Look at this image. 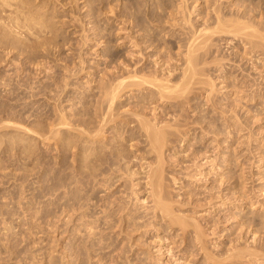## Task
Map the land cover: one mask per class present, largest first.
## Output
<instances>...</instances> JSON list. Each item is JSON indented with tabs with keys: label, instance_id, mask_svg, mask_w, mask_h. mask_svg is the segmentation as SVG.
<instances>
[{
	"label": "rangeland",
	"instance_id": "obj_1",
	"mask_svg": "<svg viewBox=\"0 0 264 264\" xmlns=\"http://www.w3.org/2000/svg\"><path fill=\"white\" fill-rule=\"evenodd\" d=\"M9 1L0 2V264H264V0ZM233 15L250 31L233 30ZM215 16L232 31L196 40ZM208 38L180 100L136 79L111 109L105 102V88L141 68L139 77L180 85L187 48ZM143 120L176 131L161 154ZM106 152L116 163L103 164ZM174 217L199 223L207 254ZM247 248L259 256L225 260Z\"/></svg>",
	"mask_w": 264,
	"mask_h": 264
},
{
	"label": "bare ground",
	"instance_id": "obj_2",
	"mask_svg": "<svg viewBox=\"0 0 264 264\" xmlns=\"http://www.w3.org/2000/svg\"><path fill=\"white\" fill-rule=\"evenodd\" d=\"M182 1H185V0H182ZM187 1H189V0H187ZM199 1H200V0H199ZM210 1H211V0H210ZM0 2H2V3L4 2V4H6V3H7V4H8V3H11L9 0H0ZM16 2H17V1H16ZM192 2H194V1H192ZM18 3H19V2H18ZM21 3H22V2H21ZM185 3H187V2H185ZM4 4H2V5H4ZM7 4H6V5H7ZM187 4H188V3H187ZM2 5H1V6H2ZM7 6H8V5H7ZM17 6H19V5H17ZM20 6H21V5H20ZM20 6H19V8H21ZM9 7H10V4H9ZM11 7H12V6H11ZM187 7H188V6H187ZM187 7H186V9H189V8H187ZM194 7H195V6H194ZM17 8H18V7H17ZM19 8H18V9H19ZM23 8H24V7H23ZM140 8H141V7H140ZM195 8H198V7H195ZM195 8H194V10H196ZM110 10H111V9H110ZM184 10H185V9H184ZM184 10H183V12H184ZM0 11H3V10L1 9ZM6 11H8V10H6ZM20 11H21V10H20ZM187 11H188V10H187ZM187 11H186V12H187ZM245 11H246V10H245ZM114 12H115V11H114ZM186 12H185V14H186ZM189 12H191V11H189ZM189 12H188V15H189ZM193 12H194V11H193ZM193 12H192V13H193ZM246 12H247V11H246ZM1 13H2V12H1ZM11 13H12V12H11ZM11 13H10V14H11ZM18 13H19V11H18ZM21 13H22V12H21ZM109 13H110V12H109ZM192 13H191V14H192ZM214 13H215V11H214ZM7 14H8V12H7ZM12 14H13V13H12ZM185 14L183 15L184 17H185ZM193 14H194V13H193ZM246 14H247V13H246ZM246 14H245V15H246ZM263 14H264V13H263ZM113 15H114V14H113ZM2 16H3V15H2ZM4 16H5V15H4ZM32 16H33V15H32ZM190 16H191V15H190ZM216 16H217V14H216ZM216 16H215V17H216ZM235 16H236V15H235ZM238 16H239V15H238ZM9 17H10V16H9ZM11 17H12V16H11ZM20 17H21V16H20ZM26 17H27V16H26ZM224 17H225V16H224ZM233 17H234V15H233ZM260 17H261V16H260ZM5 18H6V17H5ZM199 18H200V17H199ZM231 18H232V17H231ZM3 19H4V18H3ZM8 19H9V18H8ZM22 19H24V18H22ZM187 19H188V18H187ZM187 19H186V17H185V21H186ZM237 19H238V18H237ZM237 19H235V17H234V20H233L234 22H232V20H231V21L229 20V24H230V26H231L232 24H234V23L237 21ZM241 19H242V18H241ZM14 20H15V18H14ZM190 20H191V19H190ZM223 20H225V19L220 18V17H216V23H214V25H215V24H216V25L214 26V28L212 27L213 25L211 26L213 29H211V27H210V29H209V27L206 28V29H202V30L199 31V34H200V35L198 36L197 39H196L195 37H192V38H194V41H195V39H196V40H198L199 38L201 39V37L203 38V36H205V35H206V36L210 35V37H211L214 33H215V35H216V32H217V31H219V32H224V33H225L226 28H227V26H228L229 24H226V23H228V20H227V19H226L225 21H223ZM235 20H236V21H235ZM250 20H251V19H250ZM250 20H248V21H250ZM9 21H10V19H9ZM124 21H125V20H124ZM226 21H227V22H226ZM244 21H245V20H244ZM246 21H247V20H246ZM14 22H15V21H14ZM14 22H12V23H14ZM186 22H187V21H186ZM230 22H232V24H231ZM238 22H239V21H238ZM166 23H168V22H166ZM170 23H171V22H170ZM183 23H185V22H183ZM187 23H188V22H187ZM189 23H191V21H190ZM239 23H241V22H239ZM239 23H238V25H237V22H236V23L233 25V28H232V26H231V28H232L233 30H235V29L238 30L239 27H240V26H239V25H240ZM23 24H25V23H23ZM6 25H7V24H6ZM166 25H167V24H166ZM178 25H179V24H178ZM189 25H190V24H189ZM192 25H193V24H192ZM235 25H237V28H235ZM260 25H261V24H260ZM13 26H14V25H13ZM184 26H185V25H184ZM190 26H191V25H190ZM230 26H229V27H230ZM262 26H263V25H262ZM43 27H44V26H43ZM204 27H205V26H204ZM229 27L227 28V33L232 31V30H231V31L229 30ZM245 27H246V28H244V27H243V28H240L239 31H243V29H244V31H245V29L248 31V28H249V31H250L251 28H250L249 26H245ZM192 28H193V26H192ZM231 28H230V29H231ZM234 28H235V29H234ZM260 28H261V27H260ZM33 29H34V28H33ZM174 29H175V28H174ZM182 29H183V28H182ZM190 29H191V28H190ZM193 29H194V28H193ZM193 29H192V30H193ZM196 29H197V28H196ZM196 29H195V30H196ZM199 29H200V28H199ZM241 29H242V30H241ZM41 30H43V29H41ZM220 30H221V31H220ZM228 30H229V31H228ZM237 30H236V31H237ZM253 30H254V32H253ZM257 30H258V29H257ZM257 30L255 31V29L252 28L251 33H252V34H253V33H257V32H258ZM261 30H262V29H261ZM14 31H15V30H14ZM215 31H216V32H215ZM239 31H237V32H235V33H238ZM244 31H243V32H244ZM247 31H246V33L248 34ZM36 32H37V31H36ZM42 32H43V31H42ZM131 32H132V31H131ZM183 32H184V31H183ZM190 32H191V31H190ZM233 32H234V31H233ZM243 32H242V33H243ZM197 33H198V30H196V31L194 32L195 36H196ZM239 33H241V32H239ZM251 33H250V37H249V38H254V36L251 37V35H252ZM127 34H128V33H127ZM189 34H190V33H189ZM189 34H188V35H189ZM217 34H218V32H217ZM258 34H260V32H259ZM258 34H257V35H258ZM222 35H223V34H222ZM253 35H255V37H257L256 34H253ZM191 36H192V35H191ZM206 36H205V37H206ZM263 37H264V36H263ZM37 38H38V37H37ZM188 38H189V37H188ZM188 38H187V39H188ZM212 38H213V37H211V39H212ZM205 39H206V38H205ZM211 39L208 38L207 40H204L203 42L198 43V45H196V46H194V43H193L192 45L190 44L188 48L186 47V48L188 49V52H187L188 54L186 53V54H187V61H186V62H187L188 70H185V72H184V75H183V76H184V80L181 79L183 82L179 80V81L181 82L180 85H174V86H173V85L171 84V86H169V85L166 86L164 83L167 82V81H169L168 78H166L167 81H165V80H166L165 77H164L163 79H161V80H160V78L158 79L159 75H158L157 73H155V71H154V72H151V74H150L149 76H143V75H142L143 77H139L140 72H143L145 69H144V68H141V69H138V68H137L138 70L135 71V74H133L132 76H127V77H126V76H125V77L122 76V77H123L122 80L118 79L119 81H118L117 86H115V88L113 87V89H112V88L110 87V88H111V89H110V88L107 87L109 90H108L107 88H105V91H106V92L104 91V94H105V97H104V98H105V102H106V100L109 102V104H110V109H111V107H112V105H113V103H114V100H115L116 98H118V96L121 94V92H120V91L122 90L121 88L123 87V88L127 89V87H128V88L130 87L129 85H128L127 87L124 86V85H127L126 81H128V80H130V81L133 80V81L131 82V84H134V83H135L134 80H136V79H137V82H138V84H137V82H136V84L139 85V87H140V85L142 84V86H143V85H146V86L149 85V87L151 86V87H153L154 89H157V93L159 94V95H158L159 99H163V98H167V99L169 98V99H170V98H171V99H176V100H177V99L179 98L178 100H180V98H182V96L184 95L185 91L188 89L187 87L191 85L192 80H194V77L198 75V70H197L198 68H196V67H197V65L199 64V61H200L201 59H203L204 56L206 57V55L210 54L209 52H210L211 49H210V48L206 49V45L208 44V40H211ZM256 39H257V38H256ZM260 39L262 40L261 37H260ZM260 39H259V40H260ZM150 40H151V38H150ZM152 40H153V39H152ZM261 40H260V41H261ZM250 41H251V40H250ZM250 41H249V42H250ZM5 42H6V41H5ZM37 42H38V41H37ZM187 42L190 43L189 41H187ZM192 42H193V41H192ZM257 42H258V41H257ZM257 42H255V43H257ZM206 43H207V44H206ZM251 44H252V43H251ZM251 44H250V45H251ZM253 44H254V43H253ZM137 45H138V44H137ZM154 45H155V44H154ZM181 45H182V44H181ZM184 45H185V44H184ZM209 45H210V44H209ZM257 45H258V44H257ZM260 45H261V44H260ZM135 46H136V45H135ZM138 46H139V45H138ZM133 47H134V46H133ZM210 47H211V46H210ZM254 47H255V46H254ZM257 47H258V46H257ZM137 48H138V47H137ZM212 48H213V47H212ZM141 49H142V48H141ZM141 51H142V50H141ZM141 51H140V52H141ZM180 51H181V50H180ZM200 51H202V52L204 51V52H203V53L201 52L202 54H198V55H197V53H199ZM254 51H255V50H254ZM134 54H135V53H134ZM139 54H141V53H139ZM186 54H185V55H186ZM213 54H214V53H213ZM132 55H133V54H132ZM135 56H136V55H135ZM144 56H145V55H144ZM162 56H163V55H162ZM168 57H169V56H168ZM185 58H186V57H185ZM206 58H207V57H206ZM214 58H215V57H214ZM107 59H108V58H107ZM157 59H158V58H157ZM159 59H161V55H160ZM178 59H179V58H178ZM204 59H205V58H204ZM163 60H164V59H163ZM163 60H162V61H163ZM156 61H157V60H156ZM201 61H202V60H201ZM154 62H155V61H154ZM221 62H222V61H221ZM158 63H159V62H158ZM158 63H157V65H160V64H161V63H160V64H158ZM165 63H166V62H165ZM203 63H204V62H203ZM155 65H156V64H155ZM157 65H156L155 67H157ZM167 65L169 66V64H167ZM167 65H166V66H167ZM200 65H201V64H200ZM204 65H205V64H204ZM213 65H214V64H213ZM160 66L162 67V65H160ZM125 67H126V66H125ZM150 67H152V66H150ZM199 67H200V66H199ZM203 67H204V66H203ZM169 68H170V66H169ZM169 68H168V69H169ZM208 68H209V67H208ZM210 68H211V67H210ZM126 69H127V68H126ZM186 69H187V67H186ZM203 69L205 70V68H203ZM124 70H125V69H124ZM146 70H147V69H146ZM165 70H166V69H165ZM171 70H172V69H171ZM171 70H170V71H171ZM210 70H211V69H210ZM133 71H134V70H133ZM149 71H150V70H148V72H149ZM167 71H168V70H167ZM170 71H169V73L167 72L166 75H167V77H170V78H171V76H172L171 73H172L173 71H172L171 73H170ZM131 72H132V71H131ZM131 72H130V74H131ZM144 72H145V71H144ZM144 72H143V73H144ZM148 72H147V73H148ZM128 73H129V72H128ZM132 73H133V72H132ZM161 73H162V72H161ZM173 73H175V72H173ZM110 74H111V73H110ZM124 74H125V73H124ZM130 74H129V75H130ZM168 74H169V75H168ZM182 74H183V73H182ZM122 75H123V74H122ZM147 75H148V74H147ZM162 75H163V73H162ZM174 75H175V74H174ZM174 77H175V76H174ZM174 77H173V78H174ZM173 78H172V79H173ZM182 78H183V77H182ZM195 78H196V77H195ZM115 79H116V78H115ZM174 79H176V78H174ZM174 79H173V80H174ZM116 80H117V79H116ZM138 80H139V81H138ZM111 81H112V80H111ZM130 81H129V82H130ZM164 81H165V82H164ZM174 81H175V80H174ZM174 81H173V83H176V84H177V82H174ZM129 82H128V83H129ZM133 82H134V83H133ZM170 83H171V82H170ZM199 83H200V82H199ZM211 83H212V82H211ZM108 84H110V83H108ZM113 84H114V82H113ZM136 84H135V86H136ZM168 84H169V83H168ZM178 84H179V82H178ZM209 84H210V83H209ZM111 85H112V84H111ZM111 85H110V86H111ZM211 85H212V84H211ZM107 86H108V85H107ZM132 86H133V85H132ZM135 86H134V88H136ZM104 87H105V86H104ZM139 87L137 86V88H139ZM130 88H131V87H130ZM210 88H211V87H210ZM120 89H121V90H120ZM103 90H104V89H103ZM119 90H120V91H119ZM124 91H125V90H124ZM154 91H155V90H154ZM118 92H119V95H118ZM150 92H151V91H150ZM195 92H196V91H195ZM102 93H103V92H102ZM124 93H125V92H124ZM190 93H191V92H190ZM104 94H103V96H104ZM150 94H151V93H150ZM150 94H149V95H150ZM172 94H175V95H172ZM149 95H148V96H149ZM153 95H154V94H153ZM153 95H152V96H153ZM155 95H156V94H155ZM176 95H177V96H176ZM209 96H210V95H209ZM149 97H150V96H149ZM156 97H157V96H156ZM216 97H217V96H216ZM104 98H102V100H103ZM142 99H143V98H142ZM150 99H151V98H150ZM152 99H153V97H152ZM156 99H157V98H156ZM156 99H155V100H156ZM167 99H166V100H167ZM169 99H168V100H169ZM163 100H165V99H163ZM100 101H101V100H100ZM152 101H153V100H152ZM152 101H151V102H152ZM101 102H102V101H101ZM105 102L103 101V103H105ZM145 102L147 103V101H144V103H145ZM151 102H150V103H151ZM153 102H154V101H153ZM162 102H163V101H162ZM103 103H101V104H102V105H105V104H103ZM106 104H107V103H106ZM109 104H108V106H109ZM147 104H149V102H148ZM72 105H73V104H72ZM137 105H138V103H137ZM141 105H142V104H141ZM141 105H140V106H141ZM150 105H151V104H150ZM169 105H170V104H169ZM172 105H173V107L177 106V105H174V104H172ZM138 106H139V105H138ZM157 106H158V105H157ZM160 106H161V105H160ZM148 107H149V106H148ZM230 107H231V106H230ZM138 108H139V107H138ZM144 108H145V107H144ZM144 108H143V109H144ZM175 108H176V107H175ZM62 109H63V108H62ZM100 109H101V108H99V109L97 108V110H100ZM102 109H103V108H102ZM147 109H149V108H147ZM151 109H152V107H151ZM161 109H162V108H161ZM181 109H182V108H181ZM198 109H199V108H198ZM144 110H145V109H144ZM158 110H159V107H158V108L155 107V108H154V113L157 112ZM102 111H103V110H102ZM108 111H109V110H108ZM108 111H107V112H108ZM136 111H137V110H136ZM147 111H148V110H147ZM61 112H62V111H61ZM105 112H106V111H105ZM137 112H138V111H137ZM185 112H186V111H185ZM98 113H99V112H98ZM109 113H110V112H109ZM135 113H136V112H135ZM135 113H134V114H135ZM139 113H140V112H139ZM139 113H138V114H139ZM159 113H160V112H159ZM164 113L166 114L165 111H164ZM136 114H137V113H136ZM162 114H163V113H162ZM57 115H58V114H57ZM99 115H100V114H99ZM143 115H144V114H143ZM143 115H142V116H143ZM101 116H102V115H100V117H101ZM134 116H135V115H134ZM137 116H138V115H137ZM139 116H140V115H139ZM155 116H156V115H155ZM155 116H154V117H155ZM188 116H189V115H188ZM105 117H106V115L104 114V116H103L102 118L105 119ZM106 118H107V117H106ZM108 118H109V117H108ZM108 118H107V119H108ZM110 118H111V117H110ZM137 118H138V117H137ZM61 119H62V118H61ZM99 119H100V118H99ZM140 119L142 120L141 117H140ZM143 119L145 120L146 118L144 117ZM156 119L158 120L157 117H156ZM156 119H155V120H156ZM64 120H65V119H64ZM64 120H62V124H66V123L63 122ZM141 120H140V121H141ZM144 120H143V127H142L143 129H142V130L145 131V132H143V133H145V134H143V135L146 136V138L150 141L149 143H151L150 145H152L153 151H151V152H154V149H155V151H157V152L159 151L160 154H161V149H162V151H163V147L165 146V143H164V142H167L166 140H168V141L170 140V141H171V139H170L169 137H171V136H173V135L176 137V131H175V134H174L173 132H171V131H170V132H169V131H166L167 128H170L169 125H168V127H167V125H166V128H165V127L162 128V129H165V130L161 131V127H160V129H159V128H157L158 126H156L158 123L155 124V123H156V122H155V123H154L155 125H154V124H153L154 121H153V122H151L152 125H150L149 122H147V123L145 122V123H146V124H145V123H144ZM157 120H156V121H157ZM59 121H61V120H59ZM65 121H66V120H65ZM104 121H105V120H104ZM137 121H138V119H137ZM146 121H147V119H146ZM176 121H177V120H176ZM101 122H102V121H101ZM117 122H118V121H117ZM129 122H130V121H129ZM131 122H133V121H131ZM60 123H61V122H60ZM88 123H89L88 125L91 124V122H88ZM106 123H108V122H106ZM139 123H142V121L139 122ZM160 123H161V122H160ZM98 124H99V123H98ZM102 124H103V123H102ZM176 124H177V123H176ZM59 125H61V124H59ZM103 125H104V124H103ZM186 125H187V124H186ZM63 126H64V125H63ZM67 126H68V125H67ZM105 126H106V125H105ZM105 126H104V127H105ZM154 126H155V127H154ZM51 127H52V126H51ZM57 127H58V125H57ZM87 128H88V127H87ZM89 128H90V127H89ZM92 128H93V127H92ZM93 129H94V128H93ZM93 129H91V130H93ZM98 129H99V128H98ZM101 129H102V128H101ZM37 130H38V129H37ZM83 130H84V129H83ZM99 130H100V129H99ZM112 130H113V129H112ZM142 130H141V131H142ZM179 130H181V129H179ZM32 131H33V129H32ZM87 131H88V130H87ZM87 131H86V132H87ZM89 131H90V130H89ZM93 131H94V130H93ZM93 131H92V133H93ZM173 131H174V130H173ZM26 132H27V131H26ZM28 132H30V131H29V128H28ZM35 132H36V131H35ZM86 132H85L84 134H86ZM90 132H91V131H90ZM90 132H89V133H90ZM96 132H97V130H95L94 134H90V136H92V135H93V136L96 135V134H95ZM98 132H99V131H98ZM98 132H97V133H98ZM139 132H140V131H139ZM187 132H188V131H187ZM37 133H39V132H37ZM103 133H104V132H103ZM134 133H135V132H134ZM134 133H133V135H134ZM179 133H180V132H179ZM215 133H216V132H215ZM131 134H132V133H131ZM180 134H181V133H180ZM59 136H60V135H59ZM62 136H63V135H62ZM93 136H92V138H93ZM96 136H97V135H96ZM96 136H95V137H96ZM103 136H104V135H103ZM130 136H131V135H130ZM175 137H174V138H175ZM52 138H53V137H52ZM61 138H62V137H61ZM105 138H106V137H105ZM97 139H98V138H97ZM132 139H133V138H132ZM176 139H177V138H176ZM148 140H147V141H148ZM173 140H175V139H173ZM173 140H172V141H173ZM86 141H87V140H86ZM93 141H94V140H93ZM88 142H89V141H88ZM176 142H177V140H176ZM176 142H174V143H176ZM170 143H171V142H170ZM87 144H90V146H91L93 143H90V142H89V143H87ZM103 144H104V143H103ZM116 144H117V143H116ZM168 144H169V142H168ZM119 145H120V144H119ZM122 145H123V144H122ZM166 145H167V143H166ZM167 146H169V145H167ZM170 146H171V144H170ZM95 147H96V146H94V148H95ZM113 147H116V146H113ZM90 148H92V147H90ZM97 148H98V147H97ZM101 148H102V147H101ZM101 148H100V149H101ZM111 148H112V147H111ZM106 150H107V149H106ZM120 150L123 151L122 149H120ZM151 150H152V149H151ZM115 151H117L116 153L114 152L115 154H113V151H112V150H111V153H112L114 156L119 157L118 154L121 155V152L119 153L118 150H115ZM125 152H126V151H125ZM132 152H133V151H132ZM159 152H158V153H159ZM104 153H105V151H104ZM109 153H110V152H109ZM133 153H134V152H133ZM154 153H155V152H154ZM158 153H157V154H158ZM106 154L108 155L107 152H106ZM124 154H125V153H124ZM200 154H201V153H200ZM100 155H101V154H100ZM104 155H105V154H104ZM104 155H103V156H104ZM107 155H106V156H107ZM109 155H110V154H109ZM109 155H108V156H109ZM127 155H128V153H127ZM127 155L125 154V156H127ZM197 155H198V154H197ZM197 155H195L196 159H197ZM88 156H89V155H88ZM90 156H91V155H90ZM90 156H89V157H90ZM103 156H102L101 161H102V162L104 161V163H103L104 165L106 164V161H108L110 164L114 162V160L111 159V157L114 158V156H112V155L109 156L110 161L107 159L106 156H104V157H103ZM121 156H123V155H121ZM129 156H130V155H129ZM159 156H161V155H159ZM162 156H163V155H162ZM94 157H95V156H94ZM117 157H115V158H117ZM123 157H124V156H123ZM199 157H201V155H200ZM206 157H207V156H206ZM86 158H87V160H90V158H89V159H88V157H86ZM115 158H114V159H115ZM126 158L129 159V157H126ZM160 158H161V157H159V159H160ZM162 158H163V157H162ZM106 159H107V160H106ZM117 159H118V158H117ZM119 159H120V157H119ZM124 159H125V158H124ZM96 160H97V159H96ZM163 160H164V159H163ZM163 160H162V161H163ZM214 160H215V159H214ZM90 161H91V160H90ZM116 161H117V160H116ZM121 161H122V160H121ZM123 161H124V160H123ZM126 161H127V160H126ZM95 162H96V161H95ZM99 162H100V161H99ZM108 162H107V163H108ZM89 163H90V162H89ZM97 163H98V162H97ZM114 163H116V162H114ZM119 163H120V162H119ZM121 163L123 164V162H121ZM121 163H120V164H121ZM130 163H131V162H130ZM209 163H211V162H209ZM214 163H215V162H214ZM95 164H96V163H95ZM101 164H102V163H101ZM103 164H102V165H103ZM110 164H109V166H110ZM122 164H121V166H122ZM131 164H132V163H131ZM211 164H212V163H211ZM114 165H115V164H114ZM127 165H128V164H127ZM98 166L100 167L99 164H98ZM106 166H107V165H106ZM121 166H120V168H121ZM93 167H94V166H92V168H91V167H90V168L93 169V170L97 168V167H95V168H93ZM102 167H103V166H102ZM104 167H105V166H104ZM104 167H103V168L100 167V169H104ZM110 167H111V166H110ZM117 167H118V166H117ZM129 167H130V166H129ZM160 167H161V166H160ZM162 167H163V166H162ZM162 167H161V168H162ZM197 167H198V166H197ZM158 168H159V164H158ZM161 168H159V169H161ZM212 168L215 169L216 167H215L214 165H212ZM106 169H107V168H106ZM93 170H92V171H93ZM79 171H80V170H79ZM100 172H101V171H100ZM111 172L113 173V171H111ZM116 172H117V171H116ZM199 172H200V171H199ZM91 173H92V172H91ZM102 173H103V172H102ZM139 173H140V172H139ZM155 173H156V171H155ZM155 173H154V174H151V176H150V179H151V184H150V185H151L152 187H156L155 185L153 186V183H154V182L152 181V179L155 178V176L157 175V173H159V171H157L156 174H155ZM92 174H94V171H93ZM95 174H96V173H95ZM95 174H94V175H95ZM99 174H100V173H99ZM120 174H121V172H120ZM160 174H161V173H160ZM200 174H201V173H200ZM130 175H131V174H130ZM87 176H88V175H87ZM97 176H98V175H97ZM127 176H128V175H127ZM134 176H135V175H134ZM95 177H96V176H95ZM156 177H157V176H156ZM194 178H195V177H194ZM118 179H119V178H118ZM118 179H117V180H118ZM117 180H116V181H117ZM155 180H156V179H155ZM225 181H226V180H225ZM154 184H155V183H154ZM99 186H100V185H99ZM158 187H159V185H158ZM110 188H111V187H110ZM114 188H115V187H114ZM132 189H133V188H132ZM92 190H93V189H92ZM134 190H135V189H134ZM135 191H136V190H135ZM159 193H160V192H159ZM159 193H156V194L154 193V194H153L154 197L156 196V200L154 199V203H155L156 209L158 210V208H159L160 210L164 211L165 213H164V212H163V213H164L166 216H165V215H163V216L167 217V216H169V214L171 213V212H170V208H169V206H168L169 204H164V203H163L164 199H163V197H162ZM131 194H132V193H131ZM161 194H162V192H161ZM168 196H169V195H168ZM169 197H170V196H169ZM170 198H171V197H170ZM114 200H115V199H114ZM215 200H216V199H215ZM113 203H114V202H113ZM168 203H169V202H168ZM189 203H190V202H189ZM201 204H202V203H201ZM208 205H209V204H208ZM167 206H168V207H167ZM160 207H161V208H160ZM122 208H123V207H122ZM153 208H154V207H153ZM153 208H152V209H153ZM163 208H164V209H163ZM166 208H167V210H165ZM168 208H169V209H168ZM156 209H155V210H156ZM172 210H173V209H172ZM167 211H169L170 213H168ZM161 215H162V214H161ZM171 215H172V213H171ZM171 215H170V216H171ZM170 216H169V217H170ZM175 216H176V215H175ZM135 217H136V216H135ZM169 217H168V218H169ZM172 217H173V216H172ZM176 217H177V216H176ZM176 217H174V218H176ZM188 217H189V216H188ZM136 218H137V217H136ZM136 218H135V219H136ZM170 218H171V217H170ZM174 218H172V219H174ZM133 219H134V218H133ZM135 219H134V220H135ZM176 219L178 220L179 218H176ZM226 219H227V218H226ZM177 220L174 219V221H176V222H177ZM181 220H182V218L180 219V221L178 220L177 223L180 224V226H181L180 228H181V230H182V233H183V234H186V231H187L188 227L193 226V227L195 228V231L197 232V233H196V234H197V239H196V241H197L198 243L201 244V248H200V249L206 253V252H207V248H206V245L204 244V243H206V242L203 243V241H204V240H203V233L201 234V231H200L201 228H199L200 225L198 226L199 223H198V224H197V223H196V224H195V223L193 224V223L187 222V220H185V221L187 222V223H186L184 220H182V221H181ZM255 221H256V220H254L253 223H254ZM140 222H141V221H140ZM171 222H172V224H173V220H171ZM189 223H190V224H189ZM253 223H252V224H253ZM135 224H136V223H135ZM114 225H115V224H114ZM174 225H177V224H174ZM250 225H251V223H250ZM253 225H255V223H254ZM172 226H173V225H172ZM251 226H252V225H251ZM178 228H179V227H178ZM191 229H192V228H191ZM202 232H203V231H202ZM206 233H207V232H206ZM239 233H240V232H239ZM252 234L254 235V243H255L256 246H257L258 243H259V242L257 241L258 239H256L257 237H256V235H255L253 232H252ZM93 236H94V235H93ZM184 237H185V235H184ZM206 238H207V237H206ZM259 238H260V237H259ZM237 241H238V240H237ZM185 242H186V241H185ZM164 244H165V243H164ZM160 246H161V245H160ZM236 247H237V246H236ZM193 248H194V247H193ZM248 248H249V247H248ZM248 248H247V251H245L244 249H243V250H239V249H238L239 251H237V250L235 249V250L237 251V253L234 254V255L232 254L233 256L230 255V256L227 257V259H225V260L227 261V260H229V259L232 258V257H233V258H234V257H236V258H237V257H239V258H245L246 256H247V257H251V256H259V254H258L259 252L257 253L255 250H254V251H251V250L248 249ZM231 249H232V251H233V248H231ZM253 249H254V248H253ZM89 250H90V249H89ZM235 250H234V251H235ZM122 251H123V250H122ZM163 251H164V250H163ZM230 252H231V251H230ZM168 253H171V251H168ZM208 253H209V252H208ZM232 253H233V252H232ZM234 253H235V252H234ZM206 254H207V253H206ZM206 254H205V255H206ZM227 255H228V254H227ZM207 256H208V255H207ZM222 256H223V255H222ZM247 257H246V258H247ZM98 258H99V257H98ZM257 258H258V257H257ZM210 259H211V258H210ZM240 260H241V259H240ZM212 261H214V260L212 259Z\"/></svg>",
	"mask_w": 264,
	"mask_h": 264
}]
</instances>
